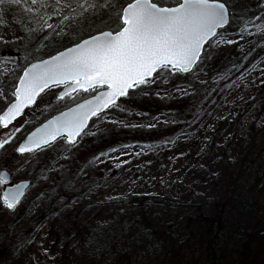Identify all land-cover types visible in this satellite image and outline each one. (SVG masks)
<instances>
[{
    "label": "rangeland",
    "instance_id": "rangeland-1",
    "mask_svg": "<svg viewBox=\"0 0 264 264\" xmlns=\"http://www.w3.org/2000/svg\"><path fill=\"white\" fill-rule=\"evenodd\" d=\"M245 1L250 5L264 4V0ZM59 19L52 17L49 22L57 23ZM71 23L65 21L64 25ZM253 23L264 20L254 19ZM27 27L34 25L18 8L7 7L0 13V36L4 38L0 42L15 45L25 38L31 40L30 45L37 44L25 31ZM243 27L244 23L236 29L221 30L225 40L235 42L211 45L189 79L175 83L172 74L162 72L154 83L133 90L153 98H179L199 89L194 123L182 134L172 128L176 120L166 112L142 119V113L132 107L125 117H118L114 112L124 114L125 110L120 100L118 106L109 109L107 118L101 116L93 121L89 134L112 123L138 129L157 126L159 133L145 132L127 147L106 155L85 150V136L76 145L59 147L36 169L34 161L44 158L41 151L16 156L15 147L27 131L48 117V108L57 111L71 104L70 98L56 101V87L42 93L20 119L21 131L0 148V169L7 168L11 182L31 181L14 209H7L0 200V264H102L99 259L103 257L110 259L109 264H127L115 254L119 237H136L153 228L170 234L177 244L196 242L208 258L209 227L197 212L210 208L226 193L224 149L230 160L247 151L251 165L241 180L240 199L228 219L226 247L218 263L240 264V234L254 220L243 209L250 204L254 213L264 214V30L257 32L255 27H249L241 32ZM10 51L0 52V88L8 99L13 98L18 68L25 63ZM252 98H256L253 105L243 111L244 103ZM5 103L0 97V109ZM70 158L78 166L73 189L89 176L100 179L101 184L75 195L67 206L61 200L58 210L52 209L43 217L46 193L58 180L59 162ZM149 197L184 206L154 202ZM25 226H29L28 230L10 242L11 235Z\"/></svg>",
    "mask_w": 264,
    "mask_h": 264
},
{
    "label": "snow or ice",
    "instance_id": "snow-or-ice-1",
    "mask_svg": "<svg viewBox=\"0 0 264 264\" xmlns=\"http://www.w3.org/2000/svg\"><path fill=\"white\" fill-rule=\"evenodd\" d=\"M10 6L34 25L25 31L38 43L26 50L29 59L14 86L13 98L8 99L0 88V97L6 102L0 109V128L7 130L53 87L58 89L56 101L71 98V106L46 118L19 144L17 152L22 154L61 141L78 144L89 134V121L107 118L106 110L118 106L120 98L130 96L131 90L154 83L162 72L191 73L206 58L211 45L235 42L225 40L220 32L229 24L226 0H0V13ZM52 17L60 19L50 23ZM97 18L103 26L93 32ZM254 19L264 20H245L241 32L249 27L264 30V23L254 24ZM65 21L72 23L65 26ZM86 22L89 33L71 39ZM3 39L0 36V41ZM65 39L70 41L67 46L62 44ZM44 42L61 47L54 53L43 52ZM80 93L89 94V98L77 103ZM21 127H13L6 139L0 138V147ZM6 177L7 172L0 173V200L7 209H14L27 182L10 184Z\"/></svg>",
    "mask_w": 264,
    "mask_h": 264
},
{
    "label": "trees",
    "instance_id": "trees-1",
    "mask_svg": "<svg viewBox=\"0 0 264 264\" xmlns=\"http://www.w3.org/2000/svg\"><path fill=\"white\" fill-rule=\"evenodd\" d=\"M226 3L229 7L230 15L229 24L224 28L226 30L238 28L245 20L256 17L264 18V4L250 5L246 3L245 0H226ZM102 26L103 25L98 18L91 31L94 32L95 28ZM89 31L90 28L86 22L82 29L72 33L71 39H75L77 34L86 35ZM69 42V39H65L62 44L63 46H67ZM5 43L0 42V52L4 49H9L11 50L10 53L20 56L25 62L18 68V72L21 73L23 67L26 66V61L29 59L26 50L30 48L31 40L22 38L15 45ZM45 45L46 47L43 52L47 53H54L55 50H58L61 47V44L59 43L55 45H49L46 43ZM43 52L41 54H43ZM228 60L221 65V69ZM189 75L190 73L172 74L171 80L177 83L183 79H189ZM164 87L165 86L162 85V88ZM199 91L200 90L197 89L195 92L179 98H153L151 95L142 96L140 93L137 94L131 90L132 94L130 96L120 98L122 101L121 104L125 108V110L123 109L124 114L121 113L122 111H116L114 113L118 117H125L128 111L133 107L136 111L142 113L143 119L146 117H153L159 112H166L176 120L175 123L171 124L172 128L178 130L177 133L182 134L187 131L191 126L190 124L193 125L194 123L197 107L200 102L197 96ZM87 96H89V94H78L76 102ZM255 99L256 98H252L246 101L243 105V111L249 110L255 102ZM60 110L61 109L54 111L53 108L50 107L47 110V116L50 117ZM109 111L110 110H107L106 112L108 113ZM134 116L135 118H138L136 115ZM95 119L96 118H93L90 121L89 129L93 125ZM145 132L158 134L159 130L157 126L155 128L138 129L132 126H119L112 123L110 125L107 124L104 128L92 134L85 135L87 138H82V140L87 141V143L84 144L85 150H93L95 154L107 153L119 147L131 144L138 138H141ZM251 139L252 138H250V141ZM59 147L67 148L69 145H65L64 142L61 141L48 148L38 150L41 151L40 153H42L41 155H44V158L43 161H34V167H36V169L39 168L47 161V156L56 152ZM14 154L19 156L15 149ZM222 159L227 170L226 193L221 200L213 202L210 208L205 210L199 209L197 212L199 219L209 227V232L206 238L208 258L205 257L201 250V245L195 244L196 242L187 240L181 244H177L175 238L170 234L153 228L150 232L136 237L133 236L126 238L120 236L115 251L119 261L127 264H218L220 261V255L226 247L225 236L228 219L232 215L233 210L240 199L239 188L241 180L251 169L247 151L239 153L234 159L230 160L227 156L226 149H224ZM59 163L61 164L58 166V180L46 193L47 203L43 212V217L48 216L52 209L58 210L60 208L59 203L61 200H63V205L66 204L65 206H67L72 202V197H76L78 194H83L87 190L101 184L100 179L89 176L80 185L73 189V181L76 172L78 171V166L75 165L72 158ZM147 199L176 207L184 206L182 204L167 202L160 198L149 197ZM247 205L248 206L243 209V212L250 214L251 219L253 218L254 220L250 226L244 229L240 234L239 247L242 256H240L238 261L240 264H264V214L260 216L259 212L254 213L253 208H251L252 206L250 204ZM28 227L29 226H25L21 230L15 231L14 234L11 235L9 241L11 242L21 237L19 235L24 234L25 231L28 230ZM121 235L123 234L121 233ZM99 260L102 261V264H109L110 262V259L107 257H103Z\"/></svg>",
    "mask_w": 264,
    "mask_h": 264
},
{
    "label": "water",
    "instance_id": "water-1",
    "mask_svg": "<svg viewBox=\"0 0 264 264\" xmlns=\"http://www.w3.org/2000/svg\"><path fill=\"white\" fill-rule=\"evenodd\" d=\"M227 25H225L224 27H226ZM223 27V28H224ZM222 28V29H223ZM182 73V72H181ZM22 74V72L20 73V75ZM17 82H18V80H17ZM16 82V83H17ZM62 90V89H61ZM89 98V97H88ZM88 98H86V99H88ZM81 102V101H80ZM57 114V113H56ZM56 114H54V115H56ZM50 118V117H49ZM20 119H21V117H19V118H17V120L15 121V122H20ZM14 122V123H15ZM44 122V121H43ZM42 122V123H43ZM90 122V121H89ZM41 124V123H40ZM39 124V125H40ZM39 125H37L36 127H38ZM35 128V127H34ZM34 128L32 129V130H30L24 137H23V139L19 142V144L20 143H22L25 139H26V137H27V135L31 132V131H33L34 130ZM11 131H12V129H11ZM9 134V132H2L1 134H0V138H4V139H6L7 138V135ZM19 144L17 145V148H18V146H19ZM16 148V149H17ZM4 172H7L8 173V177H6V179L8 180V183H10V174H9V172L6 170V169H2V170H0V173H4ZM21 181H26L27 182V184L25 185V188H24V194H25V192H26V190L28 189V187H29V185H30V181L29 180H27V179H24V180H19V181H17V182H15V183H11V184H17V183H20ZM3 191V190H2ZM2 193V192H1ZM24 196V195H23ZM23 196H22V198H23ZM21 198V199H22Z\"/></svg>",
    "mask_w": 264,
    "mask_h": 264
},
{
    "label": "bare ground",
    "instance_id": "bare-ground-1",
    "mask_svg": "<svg viewBox=\"0 0 264 264\" xmlns=\"http://www.w3.org/2000/svg\"><path fill=\"white\" fill-rule=\"evenodd\" d=\"M37 99H38V98H37ZM31 106H33V105H31ZM31 106H29V107H31ZM29 107H28V108H29ZM66 107H67V106H66ZM64 108H65V107H64ZM64 108L61 109L60 111L64 110ZM106 111H107V110H106ZM57 113H58V112H57ZM55 114H56V113H55ZM53 115H54V114H53ZM48 118H49V117H48ZM37 125H38V124H37ZM37 125H36V126H37ZM69 146H73V145H69ZM0 148H1V147H0ZM15 151L17 152V149H15ZM17 153H18L19 155L26 154V153H23V154H22V153H19V152H17Z\"/></svg>",
    "mask_w": 264,
    "mask_h": 264
},
{
    "label": "flooded vegetation",
    "instance_id": "flooded-vegetation-1",
    "mask_svg": "<svg viewBox=\"0 0 264 264\" xmlns=\"http://www.w3.org/2000/svg\"><path fill=\"white\" fill-rule=\"evenodd\" d=\"M13 127H16V124H13L12 126H10L7 130L6 129H3V128H1V130L0 131H8V130H10V129H12Z\"/></svg>",
    "mask_w": 264,
    "mask_h": 264
}]
</instances>
